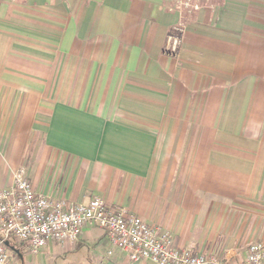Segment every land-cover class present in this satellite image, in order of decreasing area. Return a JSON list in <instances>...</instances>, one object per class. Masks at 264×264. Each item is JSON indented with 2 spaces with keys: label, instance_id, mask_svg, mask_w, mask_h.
Here are the masks:
<instances>
[{
  "label": "crops",
  "instance_id": "crops-1",
  "mask_svg": "<svg viewBox=\"0 0 264 264\" xmlns=\"http://www.w3.org/2000/svg\"><path fill=\"white\" fill-rule=\"evenodd\" d=\"M19 168L243 263L264 243V0H0V189ZM8 244L10 264H151L94 225L35 255Z\"/></svg>",
  "mask_w": 264,
  "mask_h": 264
},
{
  "label": "built area",
  "instance_id": "built-area-1",
  "mask_svg": "<svg viewBox=\"0 0 264 264\" xmlns=\"http://www.w3.org/2000/svg\"><path fill=\"white\" fill-rule=\"evenodd\" d=\"M179 30L169 35L167 51L175 54ZM86 225L100 228L107 241L124 253L130 262L151 264H232L215 257L179 250L167 232L148 226L140 217L108 206L94 197L87 204H68L34 191L23 169L13 174L9 188L0 189V264H10V240L23 243L32 255L47 243L74 244ZM9 245V244H8ZM264 264V243L249 245L243 263Z\"/></svg>",
  "mask_w": 264,
  "mask_h": 264
},
{
  "label": "rangeland",
  "instance_id": "rangeland-1",
  "mask_svg": "<svg viewBox=\"0 0 264 264\" xmlns=\"http://www.w3.org/2000/svg\"><path fill=\"white\" fill-rule=\"evenodd\" d=\"M19 169H23V168H19ZM24 170V169H23ZM16 171V170H15ZM8 247H9V245H8ZM7 247V248H8ZM7 252L11 255L12 254V252H11V250L8 248L7 249ZM77 255V257L78 258H80V260H82V261H84V259L87 257V256H91V252L89 251V250H87V249H85V248H82V249H80L79 251H78V254H76ZM72 258V255L71 256H66V258H64V257H60V258H52L51 259V261H50V263L51 264H63V261H66V262H68V261H70V260H72L71 259Z\"/></svg>",
  "mask_w": 264,
  "mask_h": 264
},
{
  "label": "water",
  "instance_id": "water-1",
  "mask_svg": "<svg viewBox=\"0 0 264 264\" xmlns=\"http://www.w3.org/2000/svg\"><path fill=\"white\" fill-rule=\"evenodd\" d=\"M6 246L8 247V244L6 243Z\"/></svg>",
  "mask_w": 264,
  "mask_h": 264
}]
</instances>
